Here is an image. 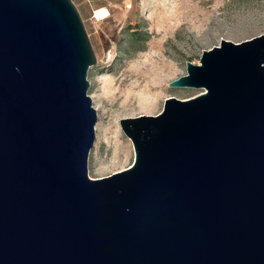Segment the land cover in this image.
I'll return each mask as SVG.
<instances>
[{
    "label": "water",
    "instance_id": "1",
    "mask_svg": "<svg viewBox=\"0 0 264 264\" xmlns=\"http://www.w3.org/2000/svg\"><path fill=\"white\" fill-rule=\"evenodd\" d=\"M96 64L73 0H0V264H264V35L122 119L135 162L100 179Z\"/></svg>",
    "mask_w": 264,
    "mask_h": 264
},
{
    "label": "rangeland",
    "instance_id": "2",
    "mask_svg": "<svg viewBox=\"0 0 264 264\" xmlns=\"http://www.w3.org/2000/svg\"><path fill=\"white\" fill-rule=\"evenodd\" d=\"M97 57L88 94L97 110L89 176L130 168L136 158L120 121L156 116L171 97L187 100L204 89L171 88L222 40L236 44L264 35V0H113L100 20L78 8Z\"/></svg>",
    "mask_w": 264,
    "mask_h": 264
},
{
    "label": "crops",
    "instance_id": "3",
    "mask_svg": "<svg viewBox=\"0 0 264 264\" xmlns=\"http://www.w3.org/2000/svg\"><path fill=\"white\" fill-rule=\"evenodd\" d=\"M78 8L90 11L91 16L97 17V13L103 9H110L113 0H73Z\"/></svg>",
    "mask_w": 264,
    "mask_h": 264
},
{
    "label": "bare ground",
    "instance_id": "4",
    "mask_svg": "<svg viewBox=\"0 0 264 264\" xmlns=\"http://www.w3.org/2000/svg\"><path fill=\"white\" fill-rule=\"evenodd\" d=\"M110 16H111V14H110L109 10H107V9H103V10H101V11H99V12L97 13V17H98V19H100V20L107 19V18H109Z\"/></svg>",
    "mask_w": 264,
    "mask_h": 264
}]
</instances>
